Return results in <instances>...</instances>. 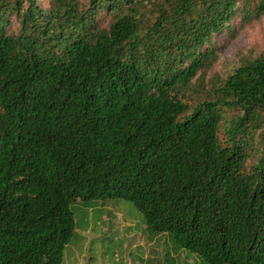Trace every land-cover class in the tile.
Segmentation results:
<instances>
[{
    "label": "trees",
    "instance_id": "obj_1",
    "mask_svg": "<svg viewBox=\"0 0 264 264\" xmlns=\"http://www.w3.org/2000/svg\"><path fill=\"white\" fill-rule=\"evenodd\" d=\"M238 15L264 0H0V264H62L71 206L107 199L264 264V51L196 90Z\"/></svg>",
    "mask_w": 264,
    "mask_h": 264
},
{
    "label": "rangeland",
    "instance_id": "obj_2",
    "mask_svg": "<svg viewBox=\"0 0 264 264\" xmlns=\"http://www.w3.org/2000/svg\"><path fill=\"white\" fill-rule=\"evenodd\" d=\"M209 46L218 53L219 62L196 84L197 91L264 51V18L242 24L240 15L236 16L227 29L212 37ZM71 212L75 230L62 264H206L199 255L178 246L171 235L147 230L143 215L126 200L77 202ZM153 237L157 239L152 249L158 254L144 259L140 249H131L134 242L143 244Z\"/></svg>",
    "mask_w": 264,
    "mask_h": 264
},
{
    "label": "crops",
    "instance_id": "obj_3",
    "mask_svg": "<svg viewBox=\"0 0 264 264\" xmlns=\"http://www.w3.org/2000/svg\"><path fill=\"white\" fill-rule=\"evenodd\" d=\"M156 239H157L156 237L148 238V240L145 241L143 244H141V240L138 242H134L132 244L131 249L133 250L140 249L141 252H143V258L146 259L149 254H155V255L158 254V251H155L152 249V246ZM143 258H140V259L142 260ZM135 264H138V263L135 262Z\"/></svg>",
    "mask_w": 264,
    "mask_h": 264
}]
</instances>
